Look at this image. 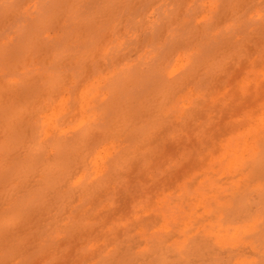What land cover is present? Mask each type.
<instances>
[{"label": "rangeland", "instance_id": "obj_1", "mask_svg": "<svg viewBox=\"0 0 264 264\" xmlns=\"http://www.w3.org/2000/svg\"><path fill=\"white\" fill-rule=\"evenodd\" d=\"M262 64L264 0H0V264H210L217 256L237 264L250 257L244 232L234 229L247 216L228 226L214 211L224 209L222 190L235 191L233 148L242 154L254 131L264 132ZM244 199L249 205L248 193ZM213 216L224 227L206 230L210 247L194 225L193 240L183 238L189 221L209 226Z\"/></svg>", "mask_w": 264, "mask_h": 264}, {"label": "bare ground", "instance_id": "obj_2", "mask_svg": "<svg viewBox=\"0 0 264 264\" xmlns=\"http://www.w3.org/2000/svg\"><path fill=\"white\" fill-rule=\"evenodd\" d=\"M192 1V0H191ZM243 1V0H242ZM190 2V1H189ZM236 3V2H235ZM207 4V3H206ZM233 7V6H232ZM233 10L235 9V7L234 8H232ZM241 9V8H240ZM258 10H259V8H258ZM182 11V10H181ZM184 13V12H183ZM229 14V13H228ZM233 15V14H232ZM237 16V15H236ZM238 16H240V15H238ZM165 17V16H164ZM179 17V16H178ZM228 17H229V15H228ZM198 18V17H197ZM220 19V18H219ZM178 21V20H177ZM199 21V20H198ZM237 21V20H236ZM173 22H175V21H173ZM217 23H218V21H217ZM218 25V24H217ZM143 27V26H142ZM199 27V26H198ZM217 28H219V27H217ZM253 28H255V27H253ZM259 28V27H258ZM252 29V28H251ZM83 30V29H82ZM253 30V29H252ZM251 30V31H252ZM139 32V31H138ZM108 35V34H107ZM121 35V34H120ZM193 35V34H192ZM195 35H196V33H195ZM85 36V35H84ZM160 36V35H159ZM214 37V36H213ZM251 37V36H250ZM242 38V37H241ZM79 39V38H78ZM2 41V40H1ZM112 41V40H111ZM254 41H256V40H254ZM72 42V41H71ZM105 42V41H104ZM140 43H141V41H139ZM149 42V41H148ZM154 42V41H153ZM257 44V43H256ZM76 45V44H75ZM244 45V44H243ZM103 46V45H102ZM239 46V45H238ZM259 46V45H258ZM128 47V46H127ZM130 47V46H129ZM135 47V46H134ZM228 47V46H227ZM240 47V46H239ZM100 48H102V47H100ZM106 48V47H105ZM133 48V47H132ZM238 48V47H237ZM246 48V47H245ZM252 48V47H251ZM98 49H99V47H98ZM241 49V48H240ZM95 50V49H94ZM126 50H127V48H126ZM141 50H142V48H141ZM229 50H230V46H229ZM250 50V49H249ZM248 50V51H249ZM105 51V50H104ZM134 51V50H133ZM138 51V50H137ZM238 51V50H237ZM101 53H102V51H100ZM122 52H125V51H122ZM220 52V51H219ZM95 53V52H94ZM100 53V54H101ZM221 53V52H220ZM235 53V52H234ZM255 53V52H254ZM30 54V53H29ZM98 54V55H97ZM137 53H135V55H136ZM103 55V54H102ZM134 55V56H135ZM31 56V55H30ZM87 56V55H86ZM96 56H99V53L97 52L96 53ZM245 56V55H244ZM249 56V55H248ZM258 56V55H257ZM78 57V56H77ZM131 57V56H130ZM259 57V56H258ZM28 58V57H27ZM30 58V57H29ZM89 58V57H88ZM97 58V57H96ZM246 58V57H245ZM254 58V57H253ZM252 58V59H253ZM52 59V58H51ZM50 59V60H51ZM78 59V58H77ZM94 59V58H93ZM124 59V58H123ZM240 59V58H239ZM29 60V59H28ZM42 60V59H41ZM41 60H39V61H41ZM95 60V59H94ZM34 61H36V60H34ZM37 61H38V59H37ZM36 61V62H37ZM97 61V60H96ZM241 61V60H240ZM244 61V60H243ZM253 61V60H252ZM13 62H15V61H13ZM12 62V63H13ZM30 62V60L28 61V63ZM48 62V61H47ZM118 62H120V61H118ZM229 62V61H228ZM251 62V61H250ZM12 63H10V65L12 64ZM35 63V62H34ZM49 63V62H48ZM253 63H254V61H253ZM14 64V63H13ZM27 64V63H26ZM51 64V63H50ZM65 64V63H64ZM89 64V63H88ZM230 64V63H229ZM243 64V63H242ZM256 65H257V63H255ZM28 66H29V64H27ZM47 65V64H46ZM102 65V64H101ZM104 65V64H103ZM115 65H116V63H115ZM264 64H262V66H263ZM66 66V65H65ZM226 66H228V65H226ZM245 67H246V65H244ZM6 67H7V65H6ZM9 67V66H8ZM87 67H89V65L87 66ZM95 67V66H94ZM104 67V66H103ZM86 68V67H85ZM21 69V68H20ZM19 69V67H18V70H20ZM229 69V68H228ZM235 69V68H234ZM234 69H229V70H234ZM244 69V68H243ZM257 70H258V67L256 68ZM260 70H261V68H259ZM264 69V68H263ZM103 70V69H102ZM101 70V71H102ZM12 71V70H11ZM23 71V70H22ZM90 71V70H89ZM238 71V70H237ZM240 71V70H239ZM5 72V71H4ZM86 72V71H85ZM103 72V71H102ZM104 72H105V70H104ZM109 72V71H108ZM40 73V72H39ZM89 73H92V72H89ZM239 74V72H236V74ZM261 73V72H260ZM87 74H88V72H87ZM99 74V73H98ZM106 74V73H105ZM108 74V73H107ZM234 73H232V75H233ZM262 74V73H261ZM10 75V74H9ZM216 76V75H215ZM236 76V75H235ZM234 76V77H235ZM238 76V75H237ZM240 76V75H239ZM241 77V76H240ZM239 77V78H240ZM36 78V77H35ZM34 78V79H35ZM43 78V77H42ZM219 78V77H218ZM217 78V79H218ZM1 79V78H0ZM33 79V78H32ZM39 79V78H38ZM37 79V80H38ZM44 79V78H43ZM42 79V80H43ZM10 80V79H9ZM36 80V79H35ZM44 80H46V78L44 79ZM236 80V79H235ZM15 81V80H14ZM90 81V80H89ZM3 82V81H2ZM23 82H24V80H23ZM29 82H31V80L29 81ZM39 82H40V80H39ZM217 82V81H216ZM237 81H235V83H236ZM5 83V82H4ZM3 83V84H4ZM25 83V82H24ZM66 83V82H65ZM130 84H131V82H129ZM128 83V84H129ZM133 83V82H132ZM218 83H220L221 84V82H218ZM8 85H9V83H7ZM28 84V83H27ZM50 84H51V82H50ZM104 84H105V82H104ZM234 84V83H233ZM236 85V84H235ZM259 85V84H258ZM7 86V85H6ZM14 86V85H13ZM24 86H26V85H24ZM34 86H36V84L34 85ZM47 86H48V84H47ZM46 86V87H47ZM57 86V85H56ZM229 86V85H228ZM231 86V85H230ZM253 86V85H252ZM9 87V86H8ZM12 87V86H11ZM32 87V86H31ZM63 87V86H62ZM128 87V86H127ZM234 87V86H233ZM233 87H231V88H233ZM3 88V87H2ZM10 88V87H9ZM15 88H17V87H15ZM64 88V87H63ZM218 88L220 89V86H218ZM235 88H237V87H235ZM251 88V87H250ZM254 88V87H253ZM252 88V89H253ZM1 89V88H0ZM13 89H14V87H13ZM13 89L11 90V91H13ZM50 89V88H49ZM66 89V88H65ZM188 89V88H187ZM217 89V88H216ZM215 89V90H216ZM226 89H228V88H225V90ZM252 89H251V91H252ZM6 90V89H5ZM19 91V89H16V91ZM44 90V89H43ZM67 90V89H66ZM186 90V89H185ZM189 90V89H188ZM223 91L222 93H224V92H226V91ZM232 90H234V89H232ZM8 91V90H7ZM45 91V90H44ZM51 91V90H50ZM60 91V90H59ZM65 91V90H64ZM211 91H212V89H211ZM235 91H237V89L236 90H234V93H235ZM14 92V91H13ZM13 92H12V94H13ZM28 92V91H27ZM41 92H43V91H41ZM41 92H39L40 94H42ZM100 92V91H99ZM209 92V91H208ZM230 92H232V91H230ZM259 92H260V90H259ZM258 92V93H259ZM3 93H5V92H3ZM2 93V94H3ZM8 93V92H7ZM17 93V92H16ZM16 93H14V94H16ZM29 93V92H28ZM217 93H219V95L221 94L219 91L217 92ZM216 93V94H217ZM236 93H238V92H236ZM253 92H251V94H252ZM262 93V92H261ZM6 94V93H5ZM9 94V96H10V93H8ZM38 94V93H37ZM182 94H183V92H182ZM225 94V93H224ZM226 94H227V92H226ZM229 94V93H228ZM231 94V93H230ZM239 94V93H238ZM255 94V93H254ZM264 94V93H263ZM0 95H1V93H0ZM104 95H105V93H104ZM210 95H212V94H210ZM240 95V94H239ZM238 95V96H239ZM38 96V95H37ZM36 96V97H37ZM237 96V95H236ZM255 96V95H254ZM4 97V96H3ZM11 97H13V95H11ZM15 98L17 97L16 95L14 96ZM19 97H20V95H19ZM39 97H40V95H39ZM38 97V98H39ZM214 97H216L217 98V96H214ZM253 97V96H252ZM256 97V96H255ZM14 98V99H15ZM22 98V97H21ZM59 98V97H58ZM57 98V99H58ZM161 98V97H160ZM220 98V97H219ZM226 98V97H225ZM229 98V97H228ZM233 98V97H232ZM236 98V97H235ZM254 98V97H253ZM3 99V98H2ZM7 99V98H6ZM10 99V98H9ZM9 99H7V100H9ZM16 99H18V98H16ZM23 99V98H22ZM27 99V98H26ZM31 99V98H30ZM43 99V98H42ZM184 99V98H183ZM227 99V98H226ZM234 99V98H233ZM247 99V98H246ZM11 100V99H10ZM20 100V99H19ZM23 100H25V98L23 99ZM34 100V99H33ZM159 100V99H158ZM219 101H221L220 99H218ZM217 100V101H218ZM237 100H240V99H238L237 98ZM0 101H1V99H0ZM3 101V100H2ZM2 101H1V103H2ZM27 101V100H26ZM43 101V100H42ZM50 101V100H49ZM116 101V100H115ZM114 101V102H115ZM140 101H142V100H140ZM154 101V100H153ZM160 101V100H159ZM159 101H157V102H159ZM224 101V100H223ZM231 101V100H230ZM244 101H245V99H244ZM3 102H5V100L3 101ZM8 102V101H7ZM12 102V101H11ZM23 102V101H22ZM32 102V101H31ZM56 102V101H55ZM242 102V101H241ZM10 103V102H9ZM21 103V102H20ZM47 103V102H46ZM149 103V102H148ZM148 103H147V105H148ZM155 103V102H154ZM243 103V102H242ZM2 104H5V103H2ZM7 104V103H6ZM11 104V103H10ZM13 104V103H12ZM16 104H17V102H16ZM22 104V103H21ZM25 104H26V102H25ZM38 104V103H37ZM36 104V105H37ZM122 104V103H121ZM141 104H142V102H141ZM144 104H145V102H144ZM260 104H261V102H260ZM49 105L51 106V104L49 103ZM115 105H117V103H115ZM119 105L120 104H118V108H119ZM227 105V104H226ZM244 105V104H243ZM13 106V105H12ZM12 106H10L11 108H13ZM47 106V108H48V105H46ZM125 106L126 105H124V108H125ZM228 106V105H227ZM4 107V106H3ZM19 107H21V106H19ZM29 107V106H28ZM27 107V108H28ZM85 107V106H84ZM123 107V106H122ZM23 108V107H22ZM37 108V107H36ZM45 108V107H44ZM42 109V110H45V109ZM76 108V107H75ZM123 108V109H124ZM31 109H32V107H31ZM120 109V108H119ZM222 109H223V107H222ZM16 110V109H15ZM26 110V109H25ZM48 110V109H47ZM78 110V109H77ZM86 110V109H85ZM125 110V109H124ZM150 110V109H149ZM239 110H240V107H239ZM17 111V110H16ZM33 111H35L34 109H33ZM41 111V110H40ZM50 111V110H49ZM48 111V112H49ZM123 111V110H122ZM146 111V110H145ZM148 111V110H147ZM165 111V110H164ZM18 112V111H17ZM91 112V114H90V116H91V119L93 120V121H95V124L97 125V127H100L103 123H104V121L102 120V115L100 114V112H99V110H97V109H93V110H91L90 111ZM185 112V111H184ZM188 112V111H187ZM226 112V111H225ZM241 112H242V110H241ZM260 112V111H259ZM20 113V112H19ZM25 113V112H24ZM30 113H31V111H30ZM33 113H35V112H33ZM38 113V112H37ZM41 113V112H40ZM78 113H79V111H78ZM83 113V112H82ZM102 113V112H101ZM118 113V112H117ZM249 113V112H248ZM16 114V113H15ZM21 114V113H20ZM32 114V113H31ZM73 114V113H72ZM13 115V114H12ZM19 115V114H18ZM22 115H23V112H22ZM27 115V114H26ZM28 115H29V112H28ZM33 115V114H32ZM31 115V116H32ZM58 115V114H57ZM123 115H125V114H123ZM137 115V114H136ZM140 115V114H139ZM239 115H240V113H239ZM238 115V116H239ZM253 115V114H252ZM17 116V115H16ZM35 116H38V115H36L35 114ZM34 116V117H35ZM138 116V115H137ZM184 116V115H183ZM29 117V116H28ZM39 117V116H38ZM73 117L75 118V115H73ZM77 117V116H76ZM126 117V116H125ZM194 117V116H193ZM240 117V116H239ZM23 118V117H22ZM21 118V119H22ZM71 118V117H70ZM179 118V117H178ZM196 118V117H195ZM18 119V118H17ZM30 119V118H29ZM77 119V118H76ZM25 120V119H24ZM26 120H27V118H26ZM30 120H32V119H30ZM29 120V121H30ZM35 120V119H34ZM54 120V119H53ZM72 120V119H71ZM216 120V119H215ZM214 120V121H215ZM246 120V119H245ZM253 120H254V118H253ZM196 121V120H195ZM247 122H248V120H246ZM12 122H15V121H12ZM192 122V121H191ZM231 122H233V121H231ZM246 122V123H247ZM24 123V122H23ZM68 123V122H67ZM240 123H241V121H240ZM249 123V122H248ZM254 123V122H253ZM256 123H257V121H256ZM115 124V123H114ZM123 124V123H122ZM175 124V123H174ZM186 124H188V123H186ZM215 124V123H214ZM11 125V124H10ZM13 125V124H12ZM11 125V126H12ZM24 125V124H23ZM173 125V124H172ZM176 125V124H175ZM178 125H179V123H178ZM177 125V126H178ZM190 125V124H189ZM232 125H233V123H232ZM248 125H250V123L248 124ZM253 125V124H252ZM10 126V127H11ZM14 126H16V122H15V124H14ZM91 126V125H90ZM170 126V125H169ZM181 126V125H180ZM186 126V125H185ZM242 126H244V125H242ZM242 126H241V128H242ZM247 126V125H246ZM3 127H5V126H3ZM68 127H70L69 125H68ZM89 126H88V124H84V126H82L80 129H82L81 131H82V133H83V135H87V133H88V130H87V128H88ZM175 127V126H174ZM188 127V126H187ZM196 127V126H195ZM195 127L194 128H192L191 130H193V129H195ZM23 129H24V127H22ZM49 128H50V126H49ZM114 128V127H113ZM155 128H156V126H155ZM180 128V127H179ZM183 128H185V127H183ZM189 128V127H188ZM237 128V127H236ZM240 128V129H241ZM245 128V127H244ZM19 129V128H18ZM111 129H112V127H111ZM111 129H109V131H111ZM115 129V128H114ZM174 129H176V128H174ZM186 129V128H185ZM197 129V128H196ZM201 129V128H200ZM199 129V130H200ZM155 130V129H154ZM238 130V129H237ZM242 130H244V129H241V131ZM3 131V130H2ZM28 131H29V129H28ZM27 131V132H28ZM108 131V132H109ZM245 131V130H244ZM46 132V131H45ZM48 132V131H47ZM114 132H115V130H114ZM196 132V131H195ZM199 132V131H198ZM235 132H236V130H235ZM24 133H26V132H24ZM92 133V132H91ZM232 133V132H231ZM46 134H48V133H46ZM53 134H56V133H53ZM99 134H101V135H103L102 133H99ZM105 134V133H104ZM105 135H107V134H105ZM195 135V134H194ZM206 135V134H205ZM210 134H208V136H209ZM219 135H221V134H219ZM223 135V134H222ZM221 135V136H222ZM227 135H229L228 133H227ZM235 135V134H234ZM89 136V135H88ZM92 136V135H91ZM202 136V135H201ZM207 136V137H208ZM212 136V135H211ZM224 136V135H223ZM100 137V136H99ZM199 137V136H198ZM213 137V136H212ZM26 138V137H25ZM103 138V137H102ZM203 138V137H202ZM253 138H254V140H253V145H251L252 144V142H248V143H246V145H245V148L243 149V151H242V154H239L238 153V151H237V149H235V148H233V151L231 152V155H237V161H238V165H236V172H237V177H236V179H235V191H233L232 192V194H231V196H229L228 194H227V191H221L220 192V196H221V202H220V207H224V209L223 210H219L218 209V211H214V212H216L217 214H220V217H222L223 219H224V222L226 223V224H228V226H231V224L232 223H227L226 221H234V219L237 217L238 219L239 218H241V220H242V217L240 216L241 214L242 215H246L247 216V221H246V223L247 224H241V225H236L235 227H234V229H235V231H236V233H238V232H240V231H243L244 232V234H245V237H246V245H248L249 247V249L248 250H250L251 251V256L250 257H241V258H238L237 260H236V262H237V264H264V152L261 150V148H260V145L262 146L264 143L262 142V143H260L261 141H263L264 140V132H261V131H258V130H256V131H254V134H253ZM55 139H56V137H55ZM100 139V138H99ZM99 139H97V141L99 140ZM201 139V138H200ZM206 139V138H205ZM221 139V138H220ZM23 140V139H22ZM93 140H94V138H93ZM92 140V141H93ZM86 141H87V139H86ZM161 141V140H160ZM222 141V140H221ZM224 141V140H223ZM23 142H25V141H23ZM31 142V141H30ZM82 142V141H81ZM110 142V141H109ZM159 142V141H158ZM196 142H198V141H196ZM217 142V141H216ZM6 143V142H5ZM98 143V142H97ZM171 143H172V140H171ZM203 143H204V141H203ZM31 144H32V142H31ZM91 144V143H90ZM199 144V143H198ZM103 145V144H102ZM196 145V144H195ZM142 146H144V144L142 145ZM141 146V147H142ZM199 146V145H198ZM107 147V146H106ZM144 147H147V146H144ZM179 147V146H178ZM216 147V146H215ZM108 148V147H107ZM143 148V147H142ZM141 148V149H142ZM183 148V147H182ZM217 148V147H216ZM24 149H26V147L24 148ZM23 149V150H24ZM172 149V148H171ZM175 149V148H174ZM200 149V148H199ZM4 150H5V148H4ZM21 150V149H20ZM53 150V149H52ZM144 150V149H143ZM206 150V149H205ZM216 150H219L218 148L216 149ZM215 150V151H216ZM9 151V150H8ZM7 151V152H8ZM49 151V150H48ZM78 151V150H77ZM90 151V150H89ZM199 151V150H198ZM220 151V150H219ZM95 152V151H94ZM182 152V151H181ZM199 152H201V151H199ZM73 153V152H72ZM74 153H76V152H74ZM79 153V152H78ZM89 153V152H88ZM126 153V152H125ZM124 153V154H125ZM214 153V152H213ZM82 154V153H81ZM106 154V153H105ZM105 154H104V156L103 157H105ZM199 154V153H198ZM215 154V153H214ZM245 154H248L249 155V158L248 157H245ZM1 155H4V154H1ZM74 155V154H73ZM90 155V154H89ZM94 155V154H93ZM100 155V154H99ZM122 155V154H121ZM199 155H201V154H199ZM52 156V155H51ZM102 156V155H101ZM201 156H203V155H201ZM92 157V156H91ZM12 158V157H11ZM204 158V157H203ZM248 158V159H247ZM1 159V158H0ZM89 159V158H88ZM93 159V158H92ZM105 159H106V157H105ZM206 160H208V159H206ZM205 160V161H206ZM78 161V160H77ZM92 161V160H91ZM121 161H122V159H121ZM79 162V161H78ZM94 163H95V161H93ZM199 162V161H198ZM204 162V161H203ZM202 162V163H203ZM200 163V162H199ZM201 163V164H202ZM206 163V162H205ZM82 164V163H81ZM204 164V163H203ZM88 165V164H87ZM126 166H127V164H126ZM200 166V165H199ZM243 167V168H242ZM95 168V167H94ZM201 168H203V167H201ZM79 171H80V169H79ZM123 171V170H122ZM97 172V171H96ZM95 172V173H96ZM175 172V171H174ZM201 172V171H200ZM100 173V172H99ZM178 173V172H177ZM192 173V172H191ZM190 173V174H191ZM78 174H80V173H78ZM85 175V174H84ZM120 175H123V173H121ZM130 175H132V173L130 174ZM174 175V174H173ZM172 175V176H173ZM192 175V174H191ZM80 176V175H79ZM97 176H98V174H97ZM111 176V175H110ZM124 176V175H123ZM176 176V175H175ZM186 176V175H185ZM205 178L207 177V172H205L204 173V175H203ZM73 177V176H72ZM186 177H188V175L186 176ZM84 178V177H83ZM183 178V177H182ZM146 179V178H145ZM184 179V178H183ZM130 180V179H129ZM134 180V179H133ZM131 181V180H130ZM150 181V180H149ZM182 181H184V180H182ZM92 182V181H91ZM112 182V181H111ZM118 182V181H117ZM151 182V181H150ZM176 182V181H175ZM107 183V182H106ZM113 183V182H112ZM120 183V182H119ZM118 183V184H119ZM131 183V182H130ZM143 183V182H142ZM149 183V182H148ZM153 183V182H152ZM151 183V184H152ZM171 183V182H170ZM205 183V182H204ZM111 184V183H110ZM123 184V183H122ZM121 184V185H122ZM160 184H162V183H160ZM159 184V185H160ZM208 184L210 185V186H212V185H214L215 184V181L214 180H207V185L206 186H208ZM108 185V184H107ZM124 185V184H123ZM153 185V184H152ZM151 185V186H152ZM166 185V184H165ZM177 185V184H176ZM196 185V184H195ZM131 186H132V184H131ZM163 186H164V183H163ZM98 187V186H97ZM153 187V186H152ZM159 187V186H158ZM160 187H161V185H160ZM170 187H172V186H170ZM173 188V187H172ZM124 189H126V188H124ZM128 189V188H127ZM131 189V188H130ZM151 189V188H150ZM149 189V190H150ZM202 189H204V187L202 188ZM168 190V189H167ZM174 190V189H173ZM215 190V189H214ZM153 192H154V190H152ZM170 191V190H169ZM178 191V190H177ZM245 191H246V193H248L249 194V199L248 200H250V204L248 205L247 203H246V201H245V199H244V195H246V193H245ZM133 192V191H132ZM140 192V191H139ZM104 193V192H103ZM122 193H123V191H122ZM138 193V192H137ZM149 193V192H148ZM151 193V192H150ZM211 193V192H210ZM213 193H215V192H213ZM212 193V194H213ZM106 194H107V191H106ZM117 194V193H116ZM121 194V193H120ZM157 194H158V192H157ZM167 194V193H166ZM92 195V194H91ZM152 195V194H151ZM160 195V194H159ZM162 195V194H161ZM85 196V195H84ZM99 196H101V193H100V195ZM122 196V195H121ZM128 196V195H127ZM153 197V196H152ZM94 198H95V196H94ZM121 198V197H120ZM136 198V197H135ZM197 198V197H196ZM201 198V197H200ZM102 199H104V198H102ZM114 199V198H113ZM128 199H129V197H128ZM116 200H118V199H116ZM115 200V201H116ZM123 199H121V201H122ZM130 200V199H129ZM132 200V199H131ZM137 200V199H136ZM145 200V199H144ZM154 200V199H153ZM157 200V199H156ZM205 200V199H204ZM103 201V200H102ZM121 201H120V203H121ZM175 201V200H174ZM95 202V201H94ZM126 202H128L127 204H129V201H126ZM136 202V201H135ZM145 202V201H144ZM143 202V203H144ZM151 202V201H150ZM91 203V202H90ZM96 203H97V201H96ZM95 203V204H96ZM152 203V202H151ZM92 204V203H91ZM116 204V203H115ZM156 204V203H155ZM203 204V203H202ZM90 205V204H89ZM123 205V204H122ZM122 205H121V207H122ZM144 205V204H143ZM152 205V204H151ZM199 205V204H198ZM125 206V205H124ZM128 206V205H127ZM150 206V205H149ZM117 207V206H116ZM120 207V208H121ZM67 208V207H66ZM86 208V207H85ZM126 208V207H125ZM128 208L130 209V207L128 206ZM127 208V210L128 211H130L129 209ZM137 208V207H136ZM150 208V207H149ZM116 210H117V208H115ZM140 209V208H139ZM99 210V209H98ZM108 210H110V209H108ZM119 210V209H118ZM121 210V209H120ZM120 210L118 211V212H120ZM112 211V210H111ZM110 211V212H111ZM122 212H124V210L122 209L121 210ZM141 211V210H140ZM184 211V210H183ZM197 211V210H196ZM220 211V212H219ZM82 212V211H81ZM90 212V211H89ZM88 212V213H89ZM103 212V211H102ZM101 212V213H102ZM105 212H107V211H105ZM105 212L104 213H102V214H105ZM137 212V211H136ZM193 212V211H192ZM210 212H213V211H210ZM68 213V212H67ZM66 213V214H67ZM83 213V212H82ZM112 213V212H111ZM110 213V214H111ZM116 213H117V211H116ZM129 214H130V212H128ZM194 213V212H193ZM69 214V213H68ZM85 214H87V213H85ZM100 215V218L101 217H103V215ZM115 214V213H114ZM113 214V215H114ZM125 214V213H124ZM80 215V214H79ZM113 215H111L113 218H115ZM117 215H119L118 213H117ZM132 215H134L133 213H132ZM151 215V214H150ZM186 215V214H185ZM44 216V215H43ZM51 216H53V215H51ZM72 216V215H71ZM92 216H94V214L92 215ZM125 217H126V214L124 215ZM105 217V216H104ZM107 217V216H106ZM117 217V216H116ZM121 217V216H120ZM205 217V216H204ZM214 217V216H213ZM213 217L211 218L210 217V219H208L206 222H209V226H206L205 224H196V223H194V222H192V221H189V223L186 225V227H185V229H183L182 230V236H183V238H185V240H193V235L192 234H194V229H193V225L196 227L195 228V231L196 232H198V233H201V238H203L204 237V245L205 246H207V247H210V245H209V243L207 242V238H206V236H205V233H206V230L207 229H209V228H212V229H217V228H219V229H221V228H223L224 227V225L222 224V222L221 223H219V220H217V216H215L216 217V220H214L213 219ZM214 217V218H215ZM225 217H226V219H225ZM95 218H99V217H96L95 216ZM99 218V219H100ZM108 218H111V217H108ZM130 218V217H129ZM140 218H141V216H140ZM139 218V219H140ZM158 218V217H157ZM192 218V217H191ZM36 218H34V220H35ZM75 219V218H74ZM88 220L90 219V218H87ZM92 219V218H91ZM93 219H94V217H93ZM106 219V218H105ZM116 219V218H115ZM132 219V218H131ZM150 219V218H149ZM161 219V218H160ZM206 219V218H205ZM48 220V219H47ZM51 220V219H50ZM85 220V219H84ZM95 220V219H94ZM119 220V219H118ZM134 220V219H133ZM136 220V219H135ZM134 220V221H135ZM147 220V219H146ZM153 220V216H152V218H151V221ZM156 221H157V219H155ZM79 221V220H78ZM90 221H92V220H90ZM97 221V220H96ZM99 221V220H98ZM127 221V220H126ZM141 221V220H140ZM145 221V220H144ZM148 221V220H147ZM237 221V220H236ZM236 221H234V222H236ZM29 222V221H28ZM45 222V221H44ZM47 222V221H46ZM130 222V221H129ZM148 222H150V221H148ZM192 222V223H191ZM99 223V222H98ZM103 223V222H102ZM101 223V224H102ZM108 223H111V221L109 220V222H107V224ZM114 223V222H113ZM124 223V222H123ZM137 223V222H136ZM142 223H143V221H142ZM106 224V225H107ZM148 224V223H147ZM236 224H238V223H236ZM29 225H31L30 223H29ZM57 225V224H56ZM105 225V226H106ZM112 225V224H111ZM117 225V224H116ZM129 225V224H128ZM132 225H134V224H132ZM131 225V226H132ZM140 225V224H139ZM123 226H124V224H123ZM130 226V227H131ZM78 227V226H77ZM134 227V226H133ZM137 227H138V225H137ZM148 227V226H147ZM59 228V227H58ZM64 228V227H63ZM63 228H61L62 230H63ZM105 228V227H104ZM121 228V227H120ZM150 228V227H149ZM34 229V228H33ZM32 228H31V230H33ZM60 229V228H59ZM58 229V230H59ZM66 229V228H65ZM100 229H101V227H100ZM103 229V228H102ZM182 229V228H181ZM109 230V229H108ZM108 230H106V233L108 232ZM114 230H117L116 228L114 229ZM124 230V229H123ZM88 231V230H87ZM97 231V230H96ZM99 231V230H98ZM105 231V230H104ZM103 231V232H104ZM113 231V230H112ZM17 232V231H16ZM29 232V231H28ZM82 232H83V229H82ZM100 232V231H99ZM117 232V231H116ZM120 232H122V230L120 229L119 230V232L118 233H120ZM130 232H133V231H131L130 230ZM179 232V231H178ZM224 232V231H223ZM30 233V232H29ZM28 233V234H29ZM84 233V232H83ZM82 233V234H83ZM92 233H93V230H92ZM91 233V234H92ZM96 233H98V232H96ZM135 233V232H134ZM221 233V232H220ZM27 234V235H28ZM74 234H76V233H74ZM79 234V233H78ZM86 234H88V235H90V233H86ZM117 234V233H116ZM10 235V234H9ZM103 235V234H102ZM108 235V234H107ZM113 235V234H112ZM121 235V234H120ZM6 236V235H5ZM10 236H13V234L12 235H10ZM35 236H36V234H35ZM80 236V235H79ZM86 236V235H85ZM111 236V235H110ZM115 236V235H114ZM126 236V235H125ZM176 236V235H175ZM178 236V235H177ZM26 237V236H25ZM78 237V236H77ZM86 237H88V236H86ZM99 237V236H98ZM109 237V236H108ZM122 237V236H121ZM120 237V238H121ZM3 238H5V237H3ZM80 238H81V236H80ZM83 238V237H82ZM92 238V237H91ZM97 238V237H96ZM174 237H172V239H173ZM182 238V237H181ZM6 239V238H5ZM10 239V238H9ZM34 239V238H33ZM75 239V238H74ZM87 239V238H86ZM98 239V238H97ZM96 239V240H97ZM100 239L101 238H99V241H100ZM7 240V242H9V240H8V238L6 239ZM76 240H78V239H76ZM75 240V241H76ZM82 240V239H81ZM95 240V241H96ZM135 240H136V238H135ZM165 241L163 242V244H161L160 245V247L162 248L163 246H164V244L167 242V240L166 239H164ZM198 240V239H197ZM213 240V239H212ZM3 241V240H2ZM11 241H14V240H11ZM111 241V240H110ZM109 241V242H110ZM121 241V240H120ZM27 242V241H26ZM36 242H39V241H36ZM98 242V241H97ZM106 242V241H105ZM112 242H114V241H112ZM4 243H5V241H4ZM11 243H13V242H11ZM63 243V242H62ZM72 243V242H71ZM84 243H86V242H84ZM100 243H102V242H100ZM125 243V242H124ZM124 243H123V245H124ZM129 243V242H128ZM133 243V242H132ZM168 243V242H167ZM211 243V242H210ZM216 243L218 244V241H216ZM9 244H10V242H9ZM29 244V243H28ZM27 244V245H28ZM65 244H66V242H65ZM130 244V243H129ZM186 244H189L193 249L194 248H196V247H198L199 246V244H194V243H192V242H190L189 241V243H185V241H177L175 244H174V246L176 245V246H185ZM3 245V244H2ZM1 245V246H2ZM31 245V244H30ZM60 245V244H59ZM63 244H61V246H62ZM73 245V244H72ZM79 245H81L82 246V244H79ZM85 245V244H84ZM99 245V244H98ZM140 245V244H139ZM15 246V245H14ZM25 246V245H24ZM64 246V245H63ZM133 246H134V248H135V245L133 244ZM4 247H5V245H4ZM7 247H9V245L7 246ZM6 247V248H7ZM33 247H35V246H33ZM60 247V246H59ZM58 247V248H59ZM103 247V246H102ZM102 247H100V248H102ZM109 247V246H108ZM21 248V247H20ZM36 248V247H35ZM71 248V247H70ZM80 248V247H79ZM22 249V248H21ZM20 249V250H21ZM72 249V248H71ZM132 249V248H131ZM136 249V248H135ZM164 249V248H163ZM167 249V248H166ZM220 249V248H219ZM242 249V248H241ZM0 250H1V248H0ZM3 250H5V249H3ZM24 250V249H23ZM23 250H21V251H23ZM27 250V249H26ZM34 250V249H33ZM51 250H53V249H51ZM60 250V249H59ZM73 250V249H72ZM120 250H125V249H120ZM170 250V249H169ZM244 250V249H243ZM20 251V252H21ZM30 251H32V250H29V252ZM164 251V250H163ZM163 251H162V253H163ZM216 251V250H215ZM15 252H17V251H15ZM14 252V253H15ZM54 252V251H53ZM58 252V251H57ZM148 252H150V251H148ZM191 252V251H190ZM19 253V252H18ZM47 253V252H46ZM45 253V254H46ZM69 253V252H68ZM211 253V252H210ZM221 253V252H220ZM54 254V253H53ZM58 254V253H57ZM60 254V253H59ZM64 254V253H63ZM206 254V253H205ZM226 254V253H225ZM224 254V255H225ZM242 254V253H241ZM23 255V254H22ZM30 255V254H29ZM52 254L51 253H49V256H51ZM62 255V254H61ZM70 255V254H69ZM158 255V254H157ZM221 255H222V253H221ZM227 255V254H226ZM247 255V254H246ZM248 255H250V254H248ZM15 256H16V254H15ZM63 256H66V255H63ZM84 256H86V255H84ZM118 256H119V254H118ZM117 256V257H118ZM165 256L166 257H168L166 254H165ZM46 256L44 255V258H45ZM53 257V256H52ZM67 257V256H66ZM65 257V258H66ZM74 257V256H73ZM78 257V256H77ZM150 257V256H149ZM174 257H176V256H174ZM7 258H9V257H7ZM46 258H48V257H46ZM59 258V257H58ZM75 258V257H74ZM89 258V257H88ZM143 258H145V259H147L146 257H144L143 256ZM194 258V257H193ZM62 259H63V257H62ZM95 259V258H94ZM207 259V258H206ZM44 260H46V259H44ZM44 260H41V258H37L36 260H30V261H25V262H23V263H21V264H32V263H34V264H39L41 261H44ZM48 260H50V259H48ZM87 260L88 259H86V262H87ZM160 261H161V259H159ZM212 260V259H211ZM230 260H232L231 258H226V257H216V258H214L212 261H211V263L210 264H230ZM13 261V260H12ZM82 261V260H81ZM136 261H138V260H136ZM140 261H141V259H140ZM164 261V260H163ZM196 261V260H195ZM233 261V260H232ZM51 262V261H50ZM78 262V261H77ZM80 262V261H79ZM146 262V261H145ZM167 261H164V264H169V263H166ZM170 262V261H169ZM198 261H196V263H197ZM200 262V261H199ZM207 262H209V259H207ZM1 263V262H0ZM10 263V262H9ZM46 263H48V262H46ZM69 263V262H68ZM67 262H64V263H60V264H68ZM75 264H76V262H74ZM73 263V264H74ZM188 263V262H187ZM192 263V262H191ZM195 263V262H194ZM50 264H56V263H50ZM59 264V263H58ZM80 264V263H79ZM136 264H137V262H136ZM153 264V263H152Z\"/></svg>", "mask_w": 264, "mask_h": 264}]
</instances>
